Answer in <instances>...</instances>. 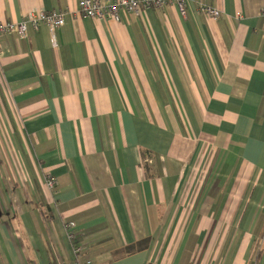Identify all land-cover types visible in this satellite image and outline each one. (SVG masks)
<instances>
[{
	"label": "crops",
	"instance_id": "1",
	"mask_svg": "<svg viewBox=\"0 0 264 264\" xmlns=\"http://www.w3.org/2000/svg\"><path fill=\"white\" fill-rule=\"evenodd\" d=\"M38 9L65 12L54 37L2 38L0 264H73L74 245L91 264H188L209 233L264 238V0L118 21L0 0V21Z\"/></svg>",
	"mask_w": 264,
	"mask_h": 264
},
{
	"label": "built area",
	"instance_id": "2",
	"mask_svg": "<svg viewBox=\"0 0 264 264\" xmlns=\"http://www.w3.org/2000/svg\"><path fill=\"white\" fill-rule=\"evenodd\" d=\"M174 2L181 15L186 14L187 0H78V11L86 18L102 19L110 18L114 21L119 20L120 12L127 14H138L141 9L161 10L167 4ZM199 11L214 19L220 17V10L207 3H198ZM65 21V12L59 10L38 9L27 13L23 19L18 22L0 21V57L3 51L2 38L4 36L15 34L18 37H26L28 26L37 29L41 24L45 25L50 34L54 37L58 28ZM46 184L50 189H54L57 185L55 178L48 177ZM74 222L68 221L65 224L66 237L72 240L74 237ZM74 256L73 264H91L88 258L80 256L82 252L81 246H72Z\"/></svg>",
	"mask_w": 264,
	"mask_h": 264
},
{
	"label": "rangeland",
	"instance_id": "3",
	"mask_svg": "<svg viewBox=\"0 0 264 264\" xmlns=\"http://www.w3.org/2000/svg\"><path fill=\"white\" fill-rule=\"evenodd\" d=\"M189 240H192V237ZM198 240L197 245L194 244L196 243L194 240L193 251L188 252V264H250L256 253L262 249L263 255L259 264H264L262 237L225 238L214 237L209 233Z\"/></svg>",
	"mask_w": 264,
	"mask_h": 264
},
{
	"label": "trees",
	"instance_id": "4",
	"mask_svg": "<svg viewBox=\"0 0 264 264\" xmlns=\"http://www.w3.org/2000/svg\"><path fill=\"white\" fill-rule=\"evenodd\" d=\"M262 255H263V251H262V250H259V251L256 253L254 260H252V261H251L252 263H250V264H259Z\"/></svg>",
	"mask_w": 264,
	"mask_h": 264
}]
</instances>
